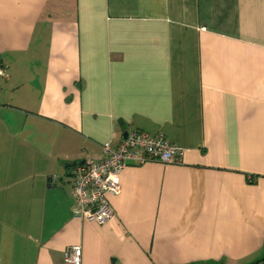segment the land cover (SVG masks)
I'll use <instances>...</instances> for the list:
<instances>
[{
	"label": "crops",
	"instance_id": "0c3cea01",
	"mask_svg": "<svg viewBox=\"0 0 264 264\" xmlns=\"http://www.w3.org/2000/svg\"><path fill=\"white\" fill-rule=\"evenodd\" d=\"M0 63V264L264 258V0H0ZM131 130L182 163L76 215L71 168Z\"/></svg>",
	"mask_w": 264,
	"mask_h": 264
},
{
	"label": "built area",
	"instance_id": "2783aa9c",
	"mask_svg": "<svg viewBox=\"0 0 264 264\" xmlns=\"http://www.w3.org/2000/svg\"><path fill=\"white\" fill-rule=\"evenodd\" d=\"M0 74L8 76L1 63ZM102 149L101 160H86L71 168L73 212L100 225L114 215L110 196L119 194L121 185L118 177L124 168L147 162L181 164L183 155V149L169 142L163 133L150 136L138 130L128 132L117 147L106 143ZM64 264H82L80 244L65 249Z\"/></svg>",
	"mask_w": 264,
	"mask_h": 264
},
{
	"label": "trees",
	"instance_id": "16d2710c",
	"mask_svg": "<svg viewBox=\"0 0 264 264\" xmlns=\"http://www.w3.org/2000/svg\"><path fill=\"white\" fill-rule=\"evenodd\" d=\"M131 131H134V130H131ZM140 131V130H139ZM142 132V131H141ZM145 133V132H144ZM158 133H162V132H157L156 134H154V135H151V134H149L150 136H155V135H157ZM148 134V133H147ZM165 136V135H164ZM125 137L123 136L122 137V139H121V141L124 139ZM167 139V138H166ZM168 140V139H167ZM120 141V142H121ZM170 142V141H169ZM120 144V143H119ZM118 144V145H119ZM103 147V146H102ZM102 151H103V149H102ZM262 261H264V258H261V259H259V261L257 262V263H254V264H259L260 262H262Z\"/></svg>",
	"mask_w": 264,
	"mask_h": 264
},
{
	"label": "water",
	"instance_id": "95a60500",
	"mask_svg": "<svg viewBox=\"0 0 264 264\" xmlns=\"http://www.w3.org/2000/svg\"><path fill=\"white\" fill-rule=\"evenodd\" d=\"M127 133L124 134V137H126Z\"/></svg>",
	"mask_w": 264,
	"mask_h": 264
}]
</instances>
